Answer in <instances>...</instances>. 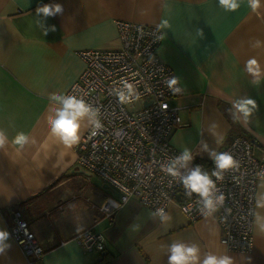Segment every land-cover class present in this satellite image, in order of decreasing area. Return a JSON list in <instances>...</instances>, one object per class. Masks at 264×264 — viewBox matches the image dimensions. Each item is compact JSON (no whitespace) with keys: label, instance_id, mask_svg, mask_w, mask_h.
Segmentation results:
<instances>
[{"label":"crops","instance_id":"crops-1","mask_svg":"<svg viewBox=\"0 0 264 264\" xmlns=\"http://www.w3.org/2000/svg\"><path fill=\"white\" fill-rule=\"evenodd\" d=\"M261 2L256 12L245 0L228 13L219 0H0V128L10 138L23 130L36 141L19 154L11 145L0 150V229L10 233L13 212L21 211L44 248L37 264H168V246L177 239L195 242L202 251L228 253L235 264H264V208L255 207L259 216L254 215L250 252L228 249L214 215L191 221L175 203L166 212L171 219L161 223L160 216L150 215L153 210L131 198L109 223L100 206L117 201L116 191L78 166L77 146L60 144L48 122L49 108L59 106L48 93L66 94L80 77L85 67L80 51L118 48L117 20L157 25L166 18L170 26L162 30L159 55L183 88L170 101L180 107L183 121L172 144L209 162L213 150L243 136L262 155L264 80L253 85L252 75L243 71L253 56L264 69ZM38 3L64 8L44 21L43 29L56 26L46 35L34 23ZM257 40L260 46L253 47ZM247 96L256 99L258 109L247 124L242 115L241 123H234L230 102ZM259 185L256 198L264 192ZM91 226L105 236L103 251H84L78 242L77 235ZM3 245L0 264H34L11 234Z\"/></svg>","mask_w":264,"mask_h":264},{"label":"built area","instance_id":"built-area-1","mask_svg":"<svg viewBox=\"0 0 264 264\" xmlns=\"http://www.w3.org/2000/svg\"><path fill=\"white\" fill-rule=\"evenodd\" d=\"M120 46L115 49H89L80 51L85 67L80 77L72 84L67 95L83 96L98 107L104 128L96 136L86 131L77 145V164L80 168L95 173L114 191L117 201H106L100 206L103 217L113 223L115 212L131 198L154 212L171 203L177 204L191 221L203 218L197 204L196 193L190 199L184 194L182 181L162 171L183 151L171 141L173 132L183 125L180 107L172 105L175 96L169 92L165 80L174 74L173 68L159 55L161 31L156 25L136 21H116ZM122 80L132 82L143 100V107L120 104L111 94ZM167 105L164 108L163 105ZM230 152L239 161V168L226 170L223 179L217 181L215 196L225 194L214 215L220 226L221 240L230 250L250 252L254 246V213L257 173L264 170V150L260 157L250 139L235 136L220 152ZM194 159L178 162L181 175H187L199 164L202 171L214 167L213 160L205 163L196 152ZM264 176V173H260ZM215 180L216 178L213 177ZM10 234L27 257L39 260L44 248L22 212H13ZM84 251H103L105 236L94 226L77 235Z\"/></svg>","mask_w":264,"mask_h":264},{"label":"clouds","instance_id":"clouds-1","mask_svg":"<svg viewBox=\"0 0 264 264\" xmlns=\"http://www.w3.org/2000/svg\"><path fill=\"white\" fill-rule=\"evenodd\" d=\"M244 3L245 0H219V7L225 12L231 13L238 11ZM247 5L253 12H256L262 7V2L261 0H247ZM63 12L64 8L61 3H38L35 8L36 18L34 23L40 26L43 34L46 35L49 31L56 30L55 25H49L48 29H43V23L46 18L54 17L57 14L62 15ZM40 13L44 14L43 18L40 17ZM169 26L168 19H161L156 25L157 31H161V35L157 39H164L162 30L169 28ZM260 43L257 40L253 47H259ZM243 71L252 75L253 80L251 83L253 85H257L264 80V69H262L260 62L255 56L246 60ZM164 83L173 96L182 91L181 88L177 87L180 83V78L175 75L165 80ZM111 94L117 98L120 104H130L140 99V94L134 84L127 80H122L119 87L112 88ZM48 99L59 103L58 107L49 108V133L65 148L72 149L77 146L81 141L84 131L88 130L91 136H96L104 128L99 108H94L93 104L86 101L83 96L50 92L48 93ZM230 104L231 107L228 109V112L234 123H241L240 117L242 115L243 123L247 124L250 115L254 110L258 109L256 99L251 96L234 99ZM163 107L167 108V105L165 104ZM10 126L14 127L11 122ZM35 143V139L28 132L18 130L10 138L7 130L0 128V150H4L11 145L19 154L26 146ZM205 149H207L206 144ZM211 158L214 163L211 172L209 170L202 171L204 167L197 164L187 175H181L176 164L181 161L188 162L194 159L191 151L185 148L183 153L177 156L174 161L162 166V171L165 174L173 178L179 177V180L182 181L185 196L191 199L193 193L197 194L198 210L203 213L204 217L215 212L219 204H223L225 200L224 193H221L219 196L214 195V192L219 190L217 181L223 179L222 173L226 170L238 169L240 166L239 161L227 151L217 152L213 150ZM260 173H264V170H261ZM260 173H257V176L260 178L259 187L264 188V176ZM213 177L216 179L214 180ZM255 207L264 208V192L260 193L255 199ZM150 215L160 216L161 223L171 219V216L164 211V208H157ZM254 215L259 216V213H254ZM261 227L264 229V225ZM9 234L7 230L0 229V251H3V241ZM168 250L171 252V255L168 257V264H235V258L228 253L217 254L212 251H202L200 245L195 242L189 243L179 239L173 240L171 245L168 246Z\"/></svg>","mask_w":264,"mask_h":264},{"label":"rangeland","instance_id":"rangeland-1","mask_svg":"<svg viewBox=\"0 0 264 264\" xmlns=\"http://www.w3.org/2000/svg\"><path fill=\"white\" fill-rule=\"evenodd\" d=\"M175 74V73H174ZM135 105H136V107H131V106H128L129 107V109L130 110H137V109H141L142 107H143V100H137L136 102H135ZM255 155L257 156V157H260L261 156V154L260 153H258V151H255ZM92 173V172H91Z\"/></svg>","mask_w":264,"mask_h":264},{"label":"trees","instance_id":"trees-1","mask_svg":"<svg viewBox=\"0 0 264 264\" xmlns=\"http://www.w3.org/2000/svg\"><path fill=\"white\" fill-rule=\"evenodd\" d=\"M205 163H209L208 161H205ZM38 260H35L34 264H37Z\"/></svg>","mask_w":264,"mask_h":264},{"label":"water","instance_id":"water-1","mask_svg":"<svg viewBox=\"0 0 264 264\" xmlns=\"http://www.w3.org/2000/svg\"><path fill=\"white\" fill-rule=\"evenodd\" d=\"M253 143H255V142H253ZM107 186H108V185H107ZM115 195L118 197V195H119L118 192H116Z\"/></svg>","mask_w":264,"mask_h":264}]
</instances>
